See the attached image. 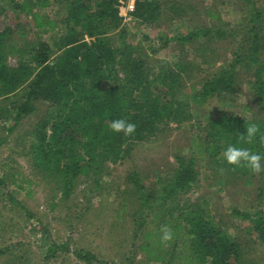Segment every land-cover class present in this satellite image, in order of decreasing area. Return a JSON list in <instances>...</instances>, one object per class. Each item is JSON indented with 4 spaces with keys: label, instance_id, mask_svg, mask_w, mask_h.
I'll list each match as a JSON object with an SVG mask.
<instances>
[{
    "label": "trees",
    "instance_id": "trees-1",
    "mask_svg": "<svg viewBox=\"0 0 264 264\" xmlns=\"http://www.w3.org/2000/svg\"><path fill=\"white\" fill-rule=\"evenodd\" d=\"M5 2L28 13L52 2L66 8L63 21L36 13L34 31L19 29L15 33L10 28L0 31V98L9 97L28 85V91L20 94L21 101L14 110V125L21 117L35 113L40 101L48 103L41 120L33 128L29 149L33 168L46 180L55 181L66 197L83 174L94 177V183H98L104 170L112 164L123 163L138 142L154 139L163 127L172 123L191 120L196 110L192 105L205 106L217 97L233 93L239 64L253 68L250 82L254 94L264 103V37H259L258 28L253 31L254 42L249 46L241 42L229 64L202 85H192L189 92L180 95L185 70L183 63H175L174 67L155 73L144 61H131L125 55L124 28L118 31L117 41L111 36L127 16L143 24L154 22L164 0H136L132 12L126 11L122 0H0V7ZM177 5L175 1L171 9H178ZM208 12L216 15L213 10ZM254 15L260 19L262 13L256 11ZM61 23L66 26L65 31L57 39L42 37ZM225 33L223 29L200 27L186 37L178 38H220ZM155 42L153 52L165 47L169 40L159 36ZM8 57H18V65H9ZM243 106L251 109L247 104ZM119 118L136 124L132 136L126 137L107 127L108 122ZM251 123H256L264 133L263 118L254 116L247 120L239 114H224L213 119L209 133L213 139L202 138L200 160L211 164L218 156H223L229 145L250 148L264 155V144L257 141L248 145L239 141L240 134L246 133V124ZM175 158L171 178L159 181L156 184L160 185L159 190L156 186L151 190L152 195L157 196L151 199L143 193L139 195L141 202L133 230L134 248L147 261L160 264H245L240 244L222 231L207 202L205 209L181 204V195L189 193L198 184L199 170L195 157L176 154ZM221 160L232 169L224 157ZM9 166L3 165L0 185L6 188L13 184L18 190H27V196H32L31 185L35 180L12 167L8 169ZM233 172L243 175L249 184L256 177L247 169ZM262 174L264 172L258 175ZM129 178L138 191L143 189L135 172ZM259 188L262 190L263 186ZM233 213L249 221L264 244L263 212L258 210L252 214L235 209ZM27 214L34 215L29 210ZM165 224L174 232V240L167 246L160 241V228ZM40 226L44 227L43 223ZM58 249L60 246L53 243L49 255ZM11 251L10 247H5L0 254ZM73 252L85 264L100 261L119 264L105 261L86 248H76Z\"/></svg>",
    "mask_w": 264,
    "mask_h": 264
},
{
    "label": "rangeland",
    "instance_id": "rangeland-1",
    "mask_svg": "<svg viewBox=\"0 0 264 264\" xmlns=\"http://www.w3.org/2000/svg\"><path fill=\"white\" fill-rule=\"evenodd\" d=\"M175 1L178 9H171ZM164 2L154 22L143 24L127 16L111 36L117 41L118 31L124 28L125 55L131 61H144L146 67L153 68L155 73H160L161 69L166 71L175 63H183L185 70L182 72L180 95L189 92L192 85H202L229 64L241 42L248 46L252 44L255 29H259V37H264V0ZM65 9L60 3L52 2L28 13L16 9L11 2H5L0 7V31L7 28L15 33L19 29L34 31L36 13L59 22L63 21ZM208 10H213L216 15H211ZM256 11L262 13L260 19L254 15ZM63 24L42 37L57 39L65 31ZM200 27L223 29L226 37L178 38L186 37ZM159 36L169 42L153 52L157 45L155 39ZM262 53L264 56V47ZM7 63L17 66L18 57H8ZM236 71V90L233 93L217 97L205 106L190 104L189 107L192 105L196 109L191 120L172 123L163 127L154 139L138 142L123 163L112 164L104 170L98 183H94V177L83 174L69 197L63 195L55 181L51 178L46 180L33 168L29 149L32 132L48 103L40 101L35 113L21 117L14 125V110L21 101L20 94L28 91V85L9 97H1L0 172H3V165H11L8 169L12 167L30 176L35 183L31 185L32 196H27V190H18L13 184L6 188L0 185V250L5 247L12 249L10 253L0 254V264H85L75 256L73 251L76 248L89 249L99 258L119 264L133 260L135 264H160L147 261L134 248V221L141 202L139 195L143 193L151 199L157 196L152 195V189L156 186L159 190L160 185L156 184L171 178L176 154L195 157L199 170L198 184L189 193L181 195V204L205 209L207 202L222 231L240 244L245 264H264V244L254 226L233 213L235 209L252 214L261 210L264 215V175H255L249 184L243 175L225 166L221 160L223 156H218V160L211 164L199 158L202 138L213 139L209 134L213 119L224 114H239L247 120L254 116L264 119V103L254 94L250 82L253 68L239 64ZM244 104L251 109H244ZM132 172L140 179L142 190L138 191L130 180ZM261 185L262 190L259 188ZM54 204L56 206L53 207ZM26 209L34 215H28ZM53 243L60 249L49 255L48 250Z\"/></svg>",
    "mask_w": 264,
    "mask_h": 264
},
{
    "label": "clouds",
    "instance_id": "clouds-1",
    "mask_svg": "<svg viewBox=\"0 0 264 264\" xmlns=\"http://www.w3.org/2000/svg\"><path fill=\"white\" fill-rule=\"evenodd\" d=\"M107 127L115 132L122 133L126 137L132 136L136 132V124L126 119L119 118L108 122ZM239 141L248 145L257 143L264 144V133L256 123L246 124V133L240 134ZM224 161L232 166V171L237 169H247L252 174L258 175L264 172V155L251 150L250 148L229 145L222 153ZM223 172V169L220 170ZM160 241L165 246L174 240V232L167 224L160 228Z\"/></svg>",
    "mask_w": 264,
    "mask_h": 264
},
{
    "label": "built area",
    "instance_id": "built-area-1",
    "mask_svg": "<svg viewBox=\"0 0 264 264\" xmlns=\"http://www.w3.org/2000/svg\"><path fill=\"white\" fill-rule=\"evenodd\" d=\"M122 3L125 5L127 12L134 11L136 6V0H122Z\"/></svg>",
    "mask_w": 264,
    "mask_h": 264
}]
</instances>
